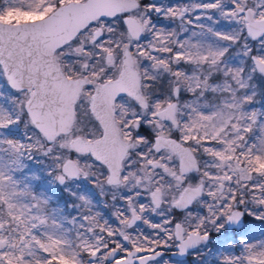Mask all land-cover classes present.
<instances>
[{
	"label": "snow or ice",
	"instance_id": "snow-or-ice-1",
	"mask_svg": "<svg viewBox=\"0 0 264 264\" xmlns=\"http://www.w3.org/2000/svg\"><path fill=\"white\" fill-rule=\"evenodd\" d=\"M0 264H264V0H0Z\"/></svg>",
	"mask_w": 264,
	"mask_h": 264
},
{
	"label": "rangeland",
	"instance_id": "rangeland-1",
	"mask_svg": "<svg viewBox=\"0 0 264 264\" xmlns=\"http://www.w3.org/2000/svg\"><path fill=\"white\" fill-rule=\"evenodd\" d=\"M12 18L13 19H17V20L20 19V17H17V16H13ZM25 19H27V17ZM48 181H49V178L46 177V176H43V174H41L40 180L33 181V187H34V189H35V185L38 186V188L35 189V191L38 194H40V193H46V194H48L50 196H53L54 197V200H53L54 205L58 203L62 207H66V204L67 203H72L73 202L72 199L68 196V194L65 193V192H63L61 188H59V187H55V188L50 187ZM37 182H38V184H36ZM62 195L65 196L64 199L58 200L57 198L59 196H62Z\"/></svg>",
	"mask_w": 264,
	"mask_h": 264
},
{
	"label": "flooded vegetation",
	"instance_id": "flooded-vegetation-1",
	"mask_svg": "<svg viewBox=\"0 0 264 264\" xmlns=\"http://www.w3.org/2000/svg\"><path fill=\"white\" fill-rule=\"evenodd\" d=\"M65 195H66V194H65ZM64 197H65V196L62 195V196H59L57 199H58V200H60V199H64ZM55 201H56V200H55ZM213 242H215V241H213Z\"/></svg>",
	"mask_w": 264,
	"mask_h": 264
},
{
	"label": "trees",
	"instance_id": "trees-1",
	"mask_svg": "<svg viewBox=\"0 0 264 264\" xmlns=\"http://www.w3.org/2000/svg\"><path fill=\"white\" fill-rule=\"evenodd\" d=\"M36 184H38V182L36 183ZM38 188V186L37 185H35V189H37ZM54 204V203H53Z\"/></svg>",
	"mask_w": 264,
	"mask_h": 264
}]
</instances>
